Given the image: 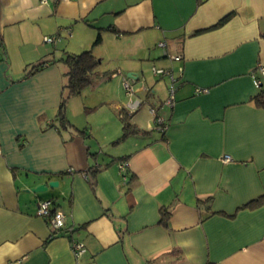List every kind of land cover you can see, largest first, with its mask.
<instances>
[{"label": "crops", "instance_id": "0c3cea01", "mask_svg": "<svg viewBox=\"0 0 264 264\" xmlns=\"http://www.w3.org/2000/svg\"><path fill=\"white\" fill-rule=\"evenodd\" d=\"M0 48V264H264V203L245 206L264 195V0H0ZM91 48L99 102L53 126L59 60ZM154 66L178 79L173 106ZM128 111L141 131L120 139ZM46 199L64 229L37 214Z\"/></svg>", "mask_w": 264, "mask_h": 264}, {"label": "trees", "instance_id": "16d2710c", "mask_svg": "<svg viewBox=\"0 0 264 264\" xmlns=\"http://www.w3.org/2000/svg\"><path fill=\"white\" fill-rule=\"evenodd\" d=\"M228 18H229L228 16L224 17L222 20L218 22V25L224 23ZM103 30L104 29L101 28L99 29L98 35L95 39L93 46H96L102 42ZM106 30L116 31V28L112 26L106 28ZM1 58H2V51H1L0 59ZM59 61H62L66 65L67 69L64 73L65 82L63 84L58 113L56 115V120L58 121V124H52V125L60 128H66L69 125H71L70 121L66 116V107L68 100L72 96H75L78 93L82 92V90L85 87L89 85H93L97 79L104 78L105 74L98 70V67L100 65V59L95 56L92 48L80 53H67L66 56L60 59ZM44 62L45 61H40L38 63L32 64L30 69L25 73V76L28 77L34 74L35 72H37L38 70H40ZM254 100L258 107L264 109V88L262 86L259 87V91L254 97ZM122 120H123V132L120 139L127 138L130 135L141 131L136 127L135 124L131 122V113H129V111L123 115ZM144 132H148V131H144ZM97 170L98 168H94V167H91L89 169V172L93 173L89 178L90 184L93 187V189L95 188L94 177H95V172ZM263 203H264V195L248 202L245 206H249L252 208L261 205ZM163 214L164 217L169 216V213L166 210L163 212Z\"/></svg>", "mask_w": 264, "mask_h": 264}, {"label": "built area", "instance_id": "2783aa9c", "mask_svg": "<svg viewBox=\"0 0 264 264\" xmlns=\"http://www.w3.org/2000/svg\"><path fill=\"white\" fill-rule=\"evenodd\" d=\"M57 39L58 37L56 36L45 37V41L47 42H54ZM159 45L165 46L166 43L160 42ZM0 57H1V48H0ZM173 58L175 60H180L181 55H174ZM153 72L155 75H158V76L165 75L170 79L169 93L165 100V104L169 106H173L175 104V91H176V84H177L178 79L176 78V76L173 74L172 71L165 70L162 68H157L155 66L153 67ZM259 75L264 76V63H259L252 73L253 81L257 88H259L262 84ZM133 82H134V79H132L131 77H126V76L123 77V87L127 91V93L133 92ZM201 91H206V89H197V92H201ZM140 103L141 101H133V102H129L127 106L129 109L134 111L137 108V106H139ZM157 124L159 125L161 131H164L165 127L163 124V120L160 118H157ZM0 152H1V144H0ZM229 160H230V157L226 155L224 158V161H229ZM126 166H127L126 162H122L120 165L122 174L125 177H126V170H127ZM37 214L41 216L42 218H45L49 222L53 231H60L66 227V215L61 209L55 208L54 201L52 199H46V200L39 201ZM71 245H72L73 252L77 257L87 250V247L84 245V243L74 240V239L72 240Z\"/></svg>", "mask_w": 264, "mask_h": 264}, {"label": "rangeland", "instance_id": "374dc122", "mask_svg": "<svg viewBox=\"0 0 264 264\" xmlns=\"http://www.w3.org/2000/svg\"><path fill=\"white\" fill-rule=\"evenodd\" d=\"M100 92V86L89 85L82 90L81 94H78L75 97L72 96L73 99H70L71 101L68 100V103L70 102L68 104L69 108L75 115H79L76 117L77 120L85 119L86 115L84 114V108L86 106L92 108L94 105L97 104L96 102H99V96L101 94ZM40 193L45 194L46 192Z\"/></svg>", "mask_w": 264, "mask_h": 264}, {"label": "water", "instance_id": "95a60500", "mask_svg": "<svg viewBox=\"0 0 264 264\" xmlns=\"http://www.w3.org/2000/svg\"><path fill=\"white\" fill-rule=\"evenodd\" d=\"M128 76L131 77L132 75L128 74ZM58 185H59L58 181H49V182L42 183L36 187L28 188L27 191L33 192V193H38V192L46 191L49 187H51V188L58 187Z\"/></svg>", "mask_w": 264, "mask_h": 264}]
</instances>
